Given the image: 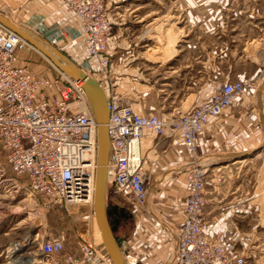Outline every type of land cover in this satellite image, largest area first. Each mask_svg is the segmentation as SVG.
<instances>
[{
  "label": "rangeland",
  "instance_id": "rangeland-1",
  "mask_svg": "<svg viewBox=\"0 0 264 264\" xmlns=\"http://www.w3.org/2000/svg\"><path fill=\"white\" fill-rule=\"evenodd\" d=\"M128 2L142 5L139 13L145 16V22L139 23L140 28L155 20L143 31H137L156 35L157 43L148 44L155 43L148 52L149 58L167 56L163 54L166 50L176 55L172 61L178 71V83L173 87L177 90L170 93L169 99H173L170 106L162 108L164 114L179 108L187 96L185 105L176 112L195 110L225 84H246L247 90L229 109L201 128L196 156L192 159L187 155L193 168L209 166L203 190L205 229L225 230V236L236 244V252L246 256L249 264H264V0H104L102 15L119 23ZM115 6L122 8L115 11ZM121 47V43L109 42L112 59ZM17 54L21 65L29 66L40 76L54 77L58 73L55 65L29 45L20 46ZM86 56L81 64L89 59ZM113 63L106 74L99 71L96 76L108 78L119 89L121 62L114 58ZM152 94L161 98L165 93ZM253 146H258L255 152L263 150L260 158L253 156L245 164L221 171L216 168L231 165L229 161L245 154L250 158L247 152ZM3 157L0 154V264H60V258L45 256L42 246L63 240L67 253H77L78 244L83 241L78 232L88 229L80 216L85 212L75 206L45 205L32 195L23 180H16ZM113 196L112 186L108 185V204ZM94 242H100L96 230ZM18 244H23L20 250L8 254Z\"/></svg>",
  "mask_w": 264,
  "mask_h": 264
},
{
  "label": "built area",
  "instance_id": "built-area-1",
  "mask_svg": "<svg viewBox=\"0 0 264 264\" xmlns=\"http://www.w3.org/2000/svg\"><path fill=\"white\" fill-rule=\"evenodd\" d=\"M60 1L81 26L89 59L80 67L107 94L111 137L108 185L114 194L143 207L150 188L141 157L145 134L157 138L182 134L186 152L193 159L201 128L229 109L247 86L243 82L225 84L183 115L140 114L118 94L115 82L96 76L99 71L106 74L114 65L109 54L113 24L102 15L104 0ZM24 44L18 34L0 24V154L16 180H23L45 205L75 206L85 212L80 216L88 229L78 232L83 238L78 252L67 253L64 241L54 240L42 246L45 256L60 258V264H114L103 243L94 242L95 212L91 209L98 124L86 91L81 82L60 70L54 77H43L21 65L17 51ZM208 167L189 168L184 219L180 226L167 230L172 242L169 264H249L246 256L236 252L233 240L225 235L214 237L205 229L203 190Z\"/></svg>",
  "mask_w": 264,
  "mask_h": 264
},
{
  "label": "crops",
  "instance_id": "crops-1",
  "mask_svg": "<svg viewBox=\"0 0 264 264\" xmlns=\"http://www.w3.org/2000/svg\"><path fill=\"white\" fill-rule=\"evenodd\" d=\"M140 5L128 2L125 7L123 6L121 22H112L113 36L110 41L121 43L122 46L119 53L113 56L116 62L119 60L121 62L118 67L121 74V79H118L121 92L120 87L116 91L140 114L167 117L183 115L186 111L176 110L185 105L188 96L182 100L179 108L175 107L171 113L162 112L164 111L162 108L170 106L173 99H169L170 93L177 90L173 87L178 83L176 79L178 71L174 66L175 61H172L176 55L172 56L171 53L169 56L157 55L149 58V50L157 43L156 35L151 37L149 34H137V31H143L155 20L140 28L139 23L145 22V16L139 13L143 9ZM119 8L122 6L114 7L115 11ZM0 12L15 23L38 34L77 65L86 59L83 55L88 56L80 24L63 8L60 0H0ZM8 13H11V16L7 15ZM14 16L17 18L16 21L13 19ZM151 41L155 43L148 45ZM161 59L167 62L162 63ZM167 65L168 69L164 70ZM114 70L115 68H112V71ZM167 90L171 92L167 94L165 92ZM155 91H162L165 94L161 98L159 94L153 97L152 93ZM257 148L258 146H253L247 154ZM141 157L144 170L150 177L147 208H141L114 194L110 204L124 207L131 213L127 223L131 227L127 224L120 226L121 230H117L116 235L124 240L123 249L129 264H169L172 242L167 230L171 226H180L184 219L186 176L191 166L182 134L173 133L157 138L147 132L141 143ZM211 232L214 237L227 235L225 230Z\"/></svg>",
  "mask_w": 264,
  "mask_h": 264
},
{
  "label": "water",
  "instance_id": "water-1",
  "mask_svg": "<svg viewBox=\"0 0 264 264\" xmlns=\"http://www.w3.org/2000/svg\"><path fill=\"white\" fill-rule=\"evenodd\" d=\"M0 24L18 34L25 42L43 54L53 65L70 79L83 83L89 104L91 105L98 124V168L95 182L94 212L97 225L101 232L105 249L114 264H129L123 249L124 240L116 235L120 220L115 218L124 207L111 205L107 202L108 165L111 151L109 132V106L105 90L101 84L67 55L51 43L23 27L0 12Z\"/></svg>",
  "mask_w": 264,
  "mask_h": 264
},
{
  "label": "bare ground",
  "instance_id": "bare-ground-1",
  "mask_svg": "<svg viewBox=\"0 0 264 264\" xmlns=\"http://www.w3.org/2000/svg\"><path fill=\"white\" fill-rule=\"evenodd\" d=\"M25 44L26 45H29L30 46V44H28V43H26L25 42ZM165 51V50H164ZM170 52L171 51H167L166 50V52H163V54H166V55H168V54H170ZM83 84V83H82ZM103 88V87H102ZM106 96H107V94H106ZM263 150H259V151H257V152H255V153H250L249 155H250V158L249 157H247V156H244L243 158L241 157L240 159H234V161H229V162H232V164L231 165H227V164H230V163H226V165H218V167H216V168H218V171H221V170H225V169H228V168H230V166H234V165H239V164H245L246 162H249L250 160H251V158H253V156L254 157H256V158H260L262 155H263V152H262ZM249 158V159H248ZM233 162H235V163H233ZM98 163V162H97ZM97 168H98V166H97ZM214 168V167H213ZM213 171H215V169H213ZM110 180V178H109V166H108V181ZM91 211H94V206H93V208L91 209ZM93 215H94V212H93ZM94 224H95V227H94V229L97 231V235H98V239H99V241L100 242H102L103 243V241H102V236H101V232H100V230H99V227H98V225H97V221H96V218L94 217ZM23 244H18V245H16L14 248H12V249H10L9 250V252H8V254H10V253H12V251H18V250H20V248H21V246H22ZM123 245H124V243H123Z\"/></svg>",
  "mask_w": 264,
  "mask_h": 264
},
{
  "label": "flooded vegetation",
  "instance_id": "flooded-vegetation-1",
  "mask_svg": "<svg viewBox=\"0 0 264 264\" xmlns=\"http://www.w3.org/2000/svg\"><path fill=\"white\" fill-rule=\"evenodd\" d=\"M122 208V207H121ZM131 217V213L128 209L125 208V212H119L115 218H118L120 220V226L126 225Z\"/></svg>",
  "mask_w": 264,
  "mask_h": 264
}]
</instances>
